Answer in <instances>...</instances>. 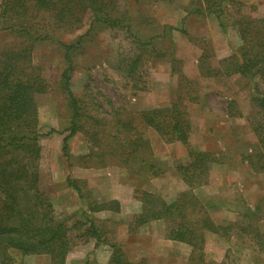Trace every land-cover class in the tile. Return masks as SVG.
Here are the masks:
<instances>
[{
	"label": "rangeland",
	"instance_id": "obj_1",
	"mask_svg": "<svg viewBox=\"0 0 264 264\" xmlns=\"http://www.w3.org/2000/svg\"><path fill=\"white\" fill-rule=\"evenodd\" d=\"M129 1L130 31L121 27L100 28L86 36L74 54V92L84 98L88 114L107 119L112 117L109 112L115 110H120L124 117H133L142 110L164 109L180 102L192 121L191 145L213 153L216 158L207 183L194 188V193L234 204L241 199L252 208L259 207L257 228L243 231L234 225L230 234L224 236L207 232L203 261L264 264V251L258 250L253 239L263 238L264 232V146L253 129L263 116L251 102L252 86L248 81L239 75L204 77L199 69V58L204 53L216 65L241 44L232 20L244 15L264 17V0H242L244 4L238 5V9L230 7L226 30L219 26L216 14L190 11L189 0ZM167 26L173 29H165ZM88 28L86 23L71 30H58V39L35 42L31 65L48 84V101L39 107V123L44 132L51 127L64 130L70 120V109L59 84L66 66L60 41L76 42ZM18 41L17 36L0 32V50ZM140 41L147 45L141 47ZM138 54L140 60L130 70ZM85 127L90 128L91 122H86ZM66 133H52L40 139L44 152L40 167L51 168L40 188L52 204L53 215L73 228L86 222L82 210H89L93 202L118 200L120 204L119 209L88 211L103 229L106 242L94 250L93 238H79L68 252L65 264H108L109 241L120 244L129 260L143 264L200 263L199 252L192 246L167 238L163 220H152L135 230L129 227L131 213L140 209L133 197L134 188L158 193L169 201L189 188L176 169L179 162L188 160V145L166 142L157 131L149 129L153 158L164 169L159 176H153L148 171H129L115 156L101 160L88 157L97 145L90 142L83 130L69 141V164L61 152ZM67 172L82 187V198L66 182ZM211 216L223 224H243L247 220L226 209L212 211ZM11 256L16 262L20 260L16 253ZM24 259L30 264H51L47 253Z\"/></svg>",
	"mask_w": 264,
	"mask_h": 264
},
{
	"label": "trees",
	"instance_id": "obj_2",
	"mask_svg": "<svg viewBox=\"0 0 264 264\" xmlns=\"http://www.w3.org/2000/svg\"><path fill=\"white\" fill-rule=\"evenodd\" d=\"M189 2L190 11L216 14L223 30L228 26L226 15L230 7L238 9V5L244 4L242 0ZM129 3V0H2L0 4V32L19 38L14 45L0 50V264H30L25 256L42 253L50 254L51 264H65L68 252L79 238H93L94 250L106 242L103 229L88 211L119 209L118 200L109 201L115 207L93 202L89 210H82L86 222L81 221L70 228L64 220L53 215L52 204L41 191L40 184L50 175L51 168L40 167L44 153L40 139L52 133L67 132L62 139L61 152L69 164L72 155L69 141L83 130L90 142L97 145L88 157L101 160L115 156L129 171H148L153 176H159L164 169L153 158L147 135L149 129L157 131L166 142L181 141L188 145V160L179 162L176 169L189 188L170 201L158 193L134 188L133 197L140 209L131 213L129 227L135 230L152 220H163L167 238L192 246L199 252V264H208L203 261L207 232L224 236L230 234L234 225L243 231L257 228L258 206L252 208L241 199L234 204L194 193V188L207 183L216 158L213 153L197 150L191 145L192 121L180 102L175 101L164 109L142 110L133 117H124L120 110H115L109 112L112 117L107 119L88 114L84 98L74 92V54L82 47L85 37L100 28L121 27L130 31ZM86 23L89 24L87 32L76 42L60 41L66 66L60 74L59 84L70 109L69 125L64 130L51 127L44 132L39 123V107L48 101V84L31 65L35 42L58 39V30L63 32ZM232 25L237 29L241 44L233 47L232 53L216 65L211 64L208 54L201 55L200 74L204 77L239 75L251 84V102L263 116L253 129L264 146V17L244 15L233 19ZM165 29L172 30L173 27ZM145 43L140 41L141 47L147 45ZM139 60L140 54L134 57L129 69L132 70ZM175 68L173 66V70ZM88 121L90 128L85 127ZM66 182L80 198L84 196L82 187L69 172ZM222 209L237 212L247 220L243 224L218 223L211 212ZM262 234L263 238H253L261 252L264 251V232ZM109 247L108 264H143L129 260L120 244L109 241ZM15 253L20 256L18 262L11 256ZM219 264L227 263L222 260Z\"/></svg>",
	"mask_w": 264,
	"mask_h": 264
}]
</instances>
